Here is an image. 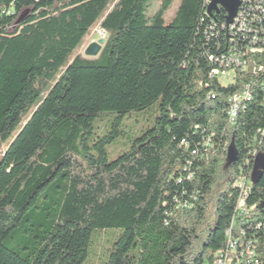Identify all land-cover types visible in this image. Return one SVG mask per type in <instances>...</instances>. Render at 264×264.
Instances as JSON below:
<instances>
[{
    "label": "trees",
    "instance_id": "trees-1",
    "mask_svg": "<svg viewBox=\"0 0 264 264\" xmlns=\"http://www.w3.org/2000/svg\"><path fill=\"white\" fill-rule=\"evenodd\" d=\"M152 1L0 0V264H84L94 232L113 228L100 264H212L229 229L264 264V170L244 212L234 187L252 150L264 154V74L210 78L224 10L180 0L166 21L174 0L149 16ZM96 24L98 57L74 55ZM246 92L234 121L229 97ZM156 102L153 125L111 160L119 120Z\"/></svg>",
    "mask_w": 264,
    "mask_h": 264
},
{
    "label": "built area",
    "instance_id": "built-area-1",
    "mask_svg": "<svg viewBox=\"0 0 264 264\" xmlns=\"http://www.w3.org/2000/svg\"><path fill=\"white\" fill-rule=\"evenodd\" d=\"M209 2L206 0L205 5L207 6ZM221 29L225 33L223 42L215 43L216 54H208L209 61L214 65L209 72V77L217 78L223 83H231L237 73H246L248 68H255V74H264V63L263 66H255V54L258 53V46L264 45V0H240L233 22L228 27L224 22ZM215 30L216 25L214 24L211 26V31ZM214 34L218 35L219 31H215ZM248 94L249 92H246L242 96L229 97V100H233L234 121L239 110L242 109L243 100L248 98ZM258 132L264 134V128L259 129ZM203 141L204 146H209V139L204 138ZM195 153L196 151H193V154ZM259 153L257 149L252 150L251 158L245 162L247 169L244 170L241 167L239 181L234 182V187L238 191L237 197H241V208H235V213L246 211L245 201L253 186L251 182L252 167L255 157ZM181 206L189 208L186 202H182ZM258 226H264V222L259 223ZM227 232H229V239H227L226 249L212 264H259L255 243L250 240L241 242L238 238L232 237L230 229ZM242 234L244 233L242 232Z\"/></svg>",
    "mask_w": 264,
    "mask_h": 264
},
{
    "label": "rangeland",
    "instance_id": "rangeland-1",
    "mask_svg": "<svg viewBox=\"0 0 264 264\" xmlns=\"http://www.w3.org/2000/svg\"><path fill=\"white\" fill-rule=\"evenodd\" d=\"M180 0H174L170 9L165 14V20L168 21L176 11V8ZM162 0H154L150 3L147 14L152 16L160 7ZM107 38V33L102 30L99 24H96L91 28L85 39L83 40L82 45L78 48L74 55H80L87 59H94L98 57L97 55L88 54L87 50L92 44H99L101 39H104V43ZM103 44H99L100 48L103 47ZM226 82L225 80H223ZM159 103L156 102L150 107L133 111L129 114L124 115L119 120L118 128L120 130V135L109 145H107V151L109 153V158L111 160L115 159L121 151L128 148L131 142L136 136H138L146 128L153 125L155 118L158 114ZM118 114L116 113H107L102 114L93 121V130L96 137L103 136L107 130H109L112 125L115 123ZM1 148L4 149L5 145H1ZM95 231L94 232V242L89 250L88 257L84 264H100L102 260L106 258L108 253V248L112 247V244L116 238L122 233V229L113 228L106 231Z\"/></svg>",
    "mask_w": 264,
    "mask_h": 264
},
{
    "label": "water",
    "instance_id": "water-1",
    "mask_svg": "<svg viewBox=\"0 0 264 264\" xmlns=\"http://www.w3.org/2000/svg\"><path fill=\"white\" fill-rule=\"evenodd\" d=\"M240 5V0H210L209 4L207 5L206 11L209 16H213L214 12H219L220 9H223L225 12V24L228 27L232 22L234 17L237 14L238 8ZM104 39L99 41V44H103ZM99 44H92L89 46L87 53L92 55H97L100 53L101 48ZM238 159V149L235 144L234 137L230 144L228 145L224 170H228ZM264 170V154L259 153L254 160L252 173H251V182L252 185L256 184L259 178L262 175Z\"/></svg>",
    "mask_w": 264,
    "mask_h": 264
}]
</instances>
